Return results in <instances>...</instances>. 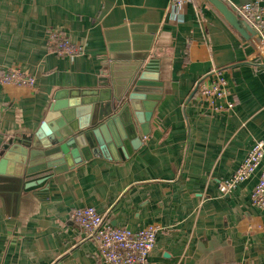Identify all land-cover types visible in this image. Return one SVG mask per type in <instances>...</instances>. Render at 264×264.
Wrapping results in <instances>:
<instances>
[{
	"label": "crops",
	"instance_id": "0c3cea01",
	"mask_svg": "<svg viewBox=\"0 0 264 264\" xmlns=\"http://www.w3.org/2000/svg\"><path fill=\"white\" fill-rule=\"evenodd\" d=\"M222 1L231 8L250 0ZM167 6L168 0H0V72L18 66L36 79L33 89L0 84V160L7 138L36 130L59 91H102L139 62L152 65L161 85L149 132L126 158L93 156L62 172L22 178L19 186L13 172L0 173V264H106L69 218L82 206L116 228L157 226L151 264H264V209L249 202L256 175L227 194L217 189L252 143L264 140V48L256 36L258 47L242 38L206 0L175 13ZM53 26L83 51L53 53ZM215 68L235 101L229 114L205 109L196 89ZM80 98L60 99L69 106Z\"/></svg>",
	"mask_w": 264,
	"mask_h": 264
},
{
	"label": "water",
	"instance_id": "95a60500",
	"mask_svg": "<svg viewBox=\"0 0 264 264\" xmlns=\"http://www.w3.org/2000/svg\"><path fill=\"white\" fill-rule=\"evenodd\" d=\"M255 47L258 43L253 29L240 19L222 0H206ZM264 56V52L261 51ZM134 65L124 77L103 83L102 91H59L39 127L22 136L7 138L2 149L0 173L13 172L17 186L22 178L47 171L62 172L93 156L124 159L149 132L152 110L160 98V84L152 65ZM151 80V81H149ZM153 80V81H152ZM81 98L68 103L63 96ZM89 96V97H87ZM10 156L14 165L6 163ZM45 180L44 176L23 184L30 187Z\"/></svg>",
	"mask_w": 264,
	"mask_h": 264
},
{
	"label": "built area",
	"instance_id": "2783aa9c",
	"mask_svg": "<svg viewBox=\"0 0 264 264\" xmlns=\"http://www.w3.org/2000/svg\"><path fill=\"white\" fill-rule=\"evenodd\" d=\"M192 0H168V10L175 13L180 6ZM240 19L245 21L254 31L256 39L264 48V0H250L230 8ZM47 44L51 51L60 56H76L84 45L72 42L61 27L53 26L47 32ZM0 84L33 89L36 79L18 66L8 67L0 72ZM196 89L205 103V109L212 113L233 112L235 101L223 71L215 68L208 80L197 81ZM256 175L255 183L249 196V202L258 209H264V140H255L248 148L234 171L217 182V189L224 195L241 183ZM69 218L78 226L84 238L92 239L96 244V252L100 261L106 264H151L149 252L155 245L158 227L146 225L137 230L116 228L93 206H82L71 209ZM215 264H237L218 262Z\"/></svg>",
	"mask_w": 264,
	"mask_h": 264
}]
</instances>
